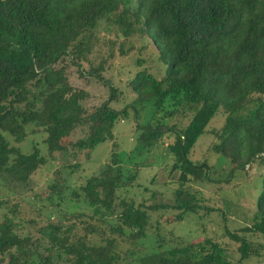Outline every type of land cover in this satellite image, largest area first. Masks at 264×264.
I'll return each mask as SVG.
<instances>
[{"label":"trees","instance_id":"trees-1","mask_svg":"<svg viewBox=\"0 0 264 264\" xmlns=\"http://www.w3.org/2000/svg\"><path fill=\"white\" fill-rule=\"evenodd\" d=\"M102 22L118 31L122 56L150 52L138 60L148 67L130 82L137 97L120 111L110 106L117 89L103 75L114 55L98 66L91 59ZM82 63L110 90V99L93 109L85 105L89 94L70 82L68 65L82 77ZM159 66L160 79L152 74ZM149 103L154 116L141 126L137 107ZM129 109L140 131L134 155L152 153L165 136L175 139L163 165L168 178L179 174L169 181L177 186L172 205L151 204L156 193L148 188V197H135L142 188L137 169L125 170L114 143L99 175L73 185L70 165L73 172L49 186L46 198L57 223L48 219L34 235L20 232L16 211L0 221V264H242L261 256L248 237H264V0H0V186L4 178L27 185L57 153L72 150L74 158L79 152L91 159L100 144L115 140V125ZM220 114L223 126L210 131ZM29 126L46 135V156L37 144L24 151ZM79 130L85 137L73 142ZM205 135L213 138L212 159L232 166L224 180L214 179V163L192 159ZM254 167V224L231 230L224 210L208 206L194 185L231 184ZM168 211L176 212V225L218 214L224 239L238 245L240 260L232 263L228 249L213 238L195 244L174 231L165 238L153 233L154 251L145 253L152 215Z\"/></svg>","mask_w":264,"mask_h":264},{"label":"rangeland","instance_id":"rangeland-1","mask_svg":"<svg viewBox=\"0 0 264 264\" xmlns=\"http://www.w3.org/2000/svg\"><path fill=\"white\" fill-rule=\"evenodd\" d=\"M117 32L113 26L106 25L105 22L100 24L97 31L99 41L91 59L93 60V64L98 66L104 56H107L109 53L114 55L108 61L103 75L106 79L105 83L110 81V84L117 89V97L115 101L111 102L110 106L120 111L126 108V106L131 105L137 97L130 87V82L139 71L148 67V65L140 67L138 60L140 58L146 59L150 52L141 54L136 50L126 56H122L118 51L119 33ZM130 46L129 43H126V49H130ZM81 67L84 70L82 77L78 73V67L68 65L70 82L74 87L83 89L89 94V98L85 103L88 109L99 107L110 99V90L107 85L87 75V71L90 70L88 63H82ZM163 73L164 68L159 66V69L152 74L160 79ZM137 110L139 116L138 123L141 126L147 125L155 113L152 103L145 104L143 108L137 107ZM135 115V111L129 109V117L119 121L115 125L113 131L115 140L100 144L92 154L91 159H86V153L79 152H76V158H74V151L70 150L68 152L70 153L69 155L61 152L57 153L53 160H48L47 165L41 167L31 177L27 185H17L4 178L3 184L0 186V221L6 218H13L15 216L13 212L16 211L15 220L20 232L23 234L32 233L34 235H37L39 228L47 225L48 219L53 223H57L59 220L58 213L52 209L51 203L46 198L49 186L55 181L63 180L65 176L70 174L71 169L67 168L71 166L75 167L74 175L69 177V181L73 185H76V183H81L82 185L87 178L99 175L105 164L110 163L114 143L117 145V151L115 152L123 161L122 165L125 170L132 172L137 169L136 184L142 186V188L133 191L135 197L138 200H141L142 197H148V193L146 192V188H148L153 196L156 193V197L154 196L150 199L151 204L172 205L174 191L177 186L174 184L169 185V181L175 182L179 174L174 173L171 178H168L163 170V165L168 156L167 148L175 139L172 135L165 136L152 153L142 157L138 154L134 155V150L138 146L136 140L140 135ZM224 120V115H218L213 123H211L209 130L220 129L223 126ZM33 130H35L34 126L27 128L29 135L27 141L22 144L23 149L26 153H30L32 146L37 144L42 154L46 156L47 151L43 143L46 135L43 132L33 133ZM84 137L85 132L79 130L73 134L71 140L75 142ZM212 141V136H203L192 152V159L197 162H203L207 159L210 164L214 163L212 164L216 171L213 175L214 179L224 180L232 166L226 160L215 161V158L212 159L213 155H210L208 152ZM246 171V176L236 179L231 184L194 185L195 189L201 191L207 200L206 204L208 206L224 210L231 230H239L254 224L255 204L251 198V185H253L256 179L257 170L254 167L252 170L248 169ZM15 205L17 208H14ZM80 205L83 211H88L90 215H93L92 210L87 209L83 203ZM63 208L66 211H71L66 205ZM175 215L176 212L174 211L158 212L152 215L151 226L153 228L150 231V235L153 238L152 242H146L145 253L154 251L152 250V243L155 244L156 236L153 233L165 238L170 235L171 231H174L176 236L182 237L187 242L194 239L195 244L204 241L205 237L213 238L228 249V256L232 263L240 260V255L237 251L238 245L224 239L223 227L218 214H212L205 219L200 216H194L190 221H186L181 225H176L173 221ZM86 221L89 222L90 220L87 219ZM248 239L254 243L255 249L261 250V256L250 258L242 264H264V237L252 234L249 235ZM122 256L123 258L125 257L123 254Z\"/></svg>","mask_w":264,"mask_h":264},{"label":"water","instance_id":"water-1","mask_svg":"<svg viewBox=\"0 0 264 264\" xmlns=\"http://www.w3.org/2000/svg\"><path fill=\"white\" fill-rule=\"evenodd\" d=\"M184 139H185V137H184Z\"/></svg>","mask_w":264,"mask_h":264}]
</instances>
